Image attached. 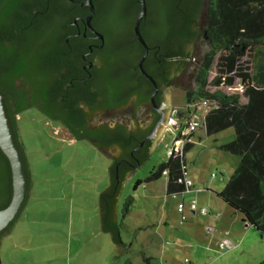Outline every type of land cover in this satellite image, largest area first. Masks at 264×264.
<instances>
[{
	"label": "rangeland",
	"instance_id": "rangeland-1",
	"mask_svg": "<svg viewBox=\"0 0 264 264\" xmlns=\"http://www.w3.org/2000/svg\"><path fill=\"white\" fill-rule=\"evenodd\" d=\"M196 48L203 59L207 43L199 41ZM215 67L210 78L217 73ZM251 72L254 83L264 88V46L257 48ZM194 86L190 79L173 89V98L183 109L186 91ZM18 121L34 187L15 227L3 237L0 264L7 259L17 264H75L78 246L80 260H86V251L98 250L97 264H144L145 257H151V264H252L264 258V234L217 195L240 162L238 155L220 148L235 138L232 127L208 134L204 126L191 134L193 146L186 152L185 166L194 188L183 194H168L169 172L158 174L175 136L158 142L121 188L117 224L124 245L119 247L111 232L102 230L99 217V197L110 184L112 159L90 141L75 140L34 107ZM130 195L134 201L124 217V203ZM181 204L184 212L179 211ZM203 207L206 213L201 212ZM218 213L220 225L215 223ZM211 226L216 227L210 230ZM220 230H228L236 245L228 248L230 255L217 252ZM14 244L27 250L14 257L12 250L18 249Z\"/></svg>",
	"mask_w": 264,
	"mask_h": 264
},
{
	"label": "flooded vegetation",
	"instance_id": "flooded-vegetation-1",
	"mask_svg": "<svg viewBox=\"0 0 264 264\" xmlns=\"http://www.w3.org/2000/svg\"><path fill=\"white\" fill-rule=\"evenodd\" d=\"M206 2L146 0L147 12L139 26L148 47L144 70L140 61L146 48L135 31L140 0H21L16 20L3 36L7 43L15 37L14 42L23 49L29 34H48L45 45L42 41L37 44L42 48L43 69L58 77L60 94L52 103L62 111L52 113L55 118L45 117L75 140H88L108 154L117 149L118 154L110 157L117 184L122 186L155 145L173 133V120L182 123L190 102L187 100L184 109L180 107L173 89L190 79L195 83L201 61L195 52L197 43L204 41L210 48L206 10L202 19ZM27 97L32 101V93ZM14 103V99L10 101L13 111ZM62 119L79 128L82 138L74 137Z\"/></svg>",
	"mask_w": 264,
	"mask_h": 264
},
{
	"label": "trees",
	"instance_id": "trees-1",
	"mask_svg": "<svg viewBox=\"0 0 264 264\" xmlns=\"http://www.w3.org/2000/svg\"><path fill=\"white\" fill-rule=\"evenodd\" d=\"M19 3L21 0H0V90L5 94L8 113L26 159L30 190L33 184L32 173L29 169L26 147L23 139L20 140L22 138L19 132L20 124L16 114L23 113L33 106L44 116L50 115L55 118L52 113H60L62 107L52 102H56L61 86L58 77L53 78V74L45 71L41 64L42 48H39L37 43L42 41L45 45L49 40L46 32L29 34L28 44L23 49L18 48L14 42L15 37L9 38L10 43H7L8 38L3 36L9 23L16 20ZM197 5L201 10L202 3L199 2ZM162 11L164 16L165 7ZM163 16L162 20L165 19ZM205 20L209 26L210 48L203 59H200L195 86L186 91L187 100L190 102L198 99L217 103V107L207 112L205 117L208 134L229 127L234 129L235 138L221 144L220 148L238 155L240 162L226 187L217 195L235 212L242 214L247 224L264 234V88L254 83L251 72L256 50L264 46V0H207ZM245 56L248 59L242 61ZM214 66L217 73L210 78ZM27 68L32 69L26 71ZM231 71H235L233 75H225ZM235 80L241 81L242 89L227 91L223 88L222 84L230 86ZM28 92L32 93V101L27 97ZM13 99L15 111L11 109L10 104ZM29 102L33 103L31 107ZM62 121L74 137L82 138L79 128L75 129L68 121L63 119ZM97 145L101 147L99 143ZM191 146L193 142H187L181 154L169 157L159 166L158 174L167 170L171 177L168 194H183L194 188V183L191 187L186 186L184 174L187 170L185 155ZM111 174L112 186L102 191L100 196L103 226L107 232L112 233L114 242L120 247L124 243L114 216L116 212L114 206L121 184H117L114 166L111 168ZM119 178H123L121 171ZM12 195L11 166L0 149V209L10 203ZM133 201L132 195L126 199L124 217L130 212ZM17 219L10 227L0 232V246L2 238L10 233ZM125 264L131 263L127 261ZM144 264H151V257H145Z\"/></svg>",
	"mask_w": 264,
	"mask_h": 264
},
{
	"label": "water",
	"instance_id": "water-1",
	"mask_svg": "<svg viewBox=\"0 0 264 264\" xmlns=\"http://www.w3.org/2000/svg\"><path fill=\"white\" fill-rule=\"evenodd\" d=\"M88 1H90V0H88ZM206 6H207V2L205 4V7L203 8L202 19H204L203 17H204V11L206 10ZM146 12H147L146 0H140V11H139V15H138V18H137V21L135 24V31H136V34H137L139 40L142 42V44L146 48L145 54L140 61V66L143 70H144L143 61L147 55L148 47L146 45L145 39L143 38V36L140 33L139 26H140V22H141L142 18L146 15ZM144 73L146 74V76L149 79H151L156 84V82L153 80V78L150 75H148L145 71H144ZM157 144L155 145V147L157 146ZM155 147L151 150V152L149 153V156L154 151ZM0 149L3 151V153L6 155V157L9 160V163L11 166V172H12V183H13V195H12L11 201L5 208L0 209V232H2L6 228L10 227L12 222L15 219H17V218L19 219V217L23 211V208H24L23 206H25L24 203L26 201L28 190H29V175H28V168L26 165V159H25L24 153H23L22 148L18 142V138L16 136L14 127H13L12 122H11V118H10L9 113H8V109H7L6 102H5V94L1 90H0ZM104 153L109 158H111L110 156H113L112 154H114V155L118 154V150L114 149L112 151H109L110 155L106 152H104ZM146 160L147 159H145V161ZM145 161H143L140 165H137L136 168H134L133 171L126 177L125 181L134 172H136L138 170V168ZM113 165L114 164L111 163L109 166L110 184L106 187V189L112 186L113 176L111 174V168L113 167ZM116 178L118 179L117 175H116ZM123 184H124V182H123ZM123 184H122V186H123ZM122 186H121V188H122ZM29 192H30V190H29ZM119 193H120V191H119ZM119 193L117 194L116 204L114 206L115 209L117 206ZM100 196H101V194H100ZM102 215L103 214H102V208H101V198L99 197V217H100L101 227H102V230L104 232H107L103 226L104 223H103V216ZM114 216L116 218V212L114 213ZM18 219L16 220L15 224L13 225V228L15 227ZM116 221H117V218H116ZM12 229H11V231H12Z\"/></svg>",
	"mask_w": 264,
	"mask_h": 264
},
{
	"label": "built area",
	"instance_id": "built-area-1",
	"mask_svg": "<svg viewBox=\"0 0 264 264\" xmlns=\"http://www.w3.org/2000/svg\"><path fill=\"white\" fill-rule=\"evenodd\" d=\"M234 72L235 71H231L225 75L226 76L233 75ZM223 80H225V77H223ZM222 86L227 91H234L236 89L243 88V84L241 83V81H236V80L233 83V85L224 86L222 84ZM214 107H217L216 102H212L208 100H198V99H193L192 101H190L189 105L186 107L187 112L185 113V116H183L181 119L182 123H180L179 119L173 120L176 125V128L172 133L175 136V139H174L173 147L170 148L168 151L169 157H172V156L175 157L178 154L182 153L184 145L187 142L191 141L190 134L197 131L200 127L205 126L206 114ZM164 172L167 173L168 171L165 170ZM184 174H185L186 186L191 187L193 185V181L186 176L187 170L185 171ZM193 208L195 207L193 206ZM183 210H184V206L183 204H181L179 207V211L182 212ZM201 211L202 213H206L205 208H203ZM219 247L221 249L230 248L231 247L230 240L224 236L219 242Z\"/></svg>",
	"mask_w": 264,
	"mask_h": 264
},
{
	"label": "crops",
	"instance_id": "crops-1",
	"mask_svg": "<svg viewBox=\"0 0 264 264\" xmlns=\"http://www.w3.org/2000/svg\"><path fill=\"white\" fill-rule=\"evenodd\" d=\"M139 183H140V181H139ZM33 187H34V182H33V184H32V187H31V189H30V193H29V197L31 196V191H32V189H33ZM106 189V188H105ZM120 194H121V190H120V193H119V197H120ZM29 197H28V199H29ZM119 197H118V201H119ZM118 201H117V206H116V218H117V207H118ZM203 208H205V207H203ZM202 208V209H203ZM201 209V210H202ZM206 209V208H205ZM185 211V209L183 210V212ZM200 211V210H199ZM193 212L194 213H197L198 211H197V209L196 208H194V210H193ZM202 212V211H201ZM206 212H207V209H206ZM210 213H212V211H210ZM217 218L215 219V223L216 224H218V225H220V221H219V219L218 218H220L219 216H221V214L220 213H218L217 214ZM216 227V226H215ZM214 226H211V229L210 230H214V228H215ZM229 231L227 230V231H221L220 230V233H219V235H218V240H217V245H218V248H219V250H217V252L220 254L221 253V255H224V256H226L227 254L228 255H230V254H232V251L231 250H229V249H232V248H236V245L235 246H233V244H232V241H231V239H230V237H229ZM226 237V238H228L229 240H230V242H231V247L226 251V249H221L220 247H219V243H218V241L220 242L221 241V239L223 238V237ZM2 245H3V238H2V243H1V246H0V253H1V248H2ZM15 245V249L16 248H18L17 250H12V252H13V254H14V257H18V253H20L21 251H23V250H27V248H23L21 245H19V246H17L16 244H14ZM74 250H75V252H74V254H75V258H78L79 260H77V261H75V264H97V260H98V250H96V249H91V251L90 252H88L87 253V251L85 252V254L86 255H84L85 257H86V260H80V257L78 256V253H79V246L77 247V248H74ZM22 258H23V254H22ZM90 260V262H87V260ZM187 260V259H186ZM252 264H264V258H261V260H257V261H253V262H251ZM4 264H17V261L16 260H13V259H7L6 260V263H4ZM23 264V263H22ZM28 264V263H27ZM183 264H187L186 262H184Z\"/></svg>",
	"mask_w": 264,
	"mask_h": 264
}]
</instances>
